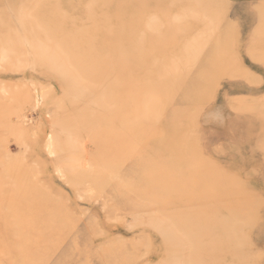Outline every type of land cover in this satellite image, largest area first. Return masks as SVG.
I'll return each instance as SVG.
<instances>
[{
    "label": "rangeland",
    "instance_id": "374dc122",
    "mask_svg": "<svg viewBox=\"0 0 264 264\" xmlns=\"http://www.w3.org/2000/svg\"><path fill=\"white\" fill-rule=\"evenodd\" d=\"M0 264H264V0H0Z\"/></svg>",
    "mask_w": 264,
    "mask_h": 264
},
{
    "label": "bare ground",
    "instance_id": "6f19581e",
    "mask_svg": "<svg viewBox=\"0 0 264 264\" xmlns=\"http://www.w3.org/2000/svg\"><path fill=\"white\" fill-rule=\"evenodd\" d=\"M78 80V79H77ZM18 134V133H17ZM73 165V164H72Z\"/></svg>",
    "mask_w": 264,
    "mask_h": 264
}]
</instances>
